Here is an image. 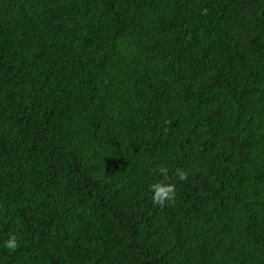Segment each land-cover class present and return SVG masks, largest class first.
<instances>
[{
  "label": "trees",
  "instance_id": "16d2710c",
  "mask_svg": "<svg viewBox=\"0 0 264 264\" xmlns=\"http://www.w3.org/2000/svg\"><path fill=\"white\" fill-rule=\"evenodd\" d=\"M0 264H264V0H0Z\"/></svg>",
  "mask_w": 264,
  "mask_h": 264
},
{
  "label": "clouds",
  "instance_id": "9594fccd",
  "mask_svg": "<svg viewBox=\"0 0 264 264\" xmlns=\"http://www.w3.org/2000/svg\"><path fill=\"white\" fill-rule=\"evenodd\" d=\"M176 175L178 178L183 181L186 179V172L177 169ZM152 191V201L154 204L163 206L165 201H170L175 196V186L172 183L166 182V176L165 179L157 182L150 186ZM5 246L9 249H14L16 247V238L15 236L9 237V239L5 242Z\"/></svg>",
  "mask_w": 264,
  "mask_h": 264
}]
</instances>
